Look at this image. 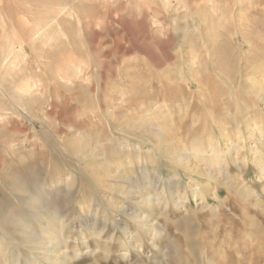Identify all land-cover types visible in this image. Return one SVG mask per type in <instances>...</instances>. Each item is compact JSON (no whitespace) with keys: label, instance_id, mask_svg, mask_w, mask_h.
Returning <instances> with one entry per match:
<instances>
[{"label":"rangeland","instance_id":"374dc122","mask_svg":"<svg viewBox=\"0 0 264 264\" xmlns=\"http://www.w3.org/2000/svg\"><path fill=\"white\" fill-rule=\"evenodd\" d=\"M0 52V264H264V0H0Z\"/></svg>","mask_w":264,"mask_h":264},{"label":"bare ground","instance_id":"6f19581e","mask_svg":"<svg viewBox=\"0 0 264 264\" xmlns=\"http://www.w3.org/2000/svg\"><path fill=\"white\" fill-rule=\"evenodd\" d=\"M62 1V0H61ZM61 3V2H60ZM45 4V3H44ZM56 5V4H55ZM59 5H61V4H59ZM62 6V5H61ZM50 8V7H49ZM5 12H6V10H5ZM42 15V14H41ZM1 53V52H0ZM0 57H1V55H0ZM2 59V58H1ZM7 64V63H6ZM1 65H4L3 64V61H2V64ZM1 67V66H0ZM263 73H264V70L262 71ZM258 73H260V72H258ZM264 77V76H263ZM260 79L259 78H257V77H253L252 79H251V82H252V84L253 85H257V83H258V81H259ZM17 90V89H16ZM15 94V96H16V93H14ZM13 94V95H14ZM11 96V95H10ZM16 98V97H15ZM24 98H25V96H24ZM258 131H259V129L257 128V127H253V128H251L249 131H248V133H247V136L246 137H244L245 135H241V132L239 131V132H237V137H236V140H235V143L233 144H230L228 147H227V151H226V153L227 154H229V153H232L233 152V150H234V147H239L241 144H243L242 142L244 141V140H246L247 138H251V137H254V136H256L257 135V133H258ZM213 142L211 141V144H212ZM229 144V143H228ZM238 150H239V148L236 150V153L235 154H237L238 153ZM192 151L197 155V156H202V155H204V151H202L201 149H200V147H194L193 149H192ZM219 151V150H218ZM217 154L219 155V154H221L220 153V151L219 152H217L216 153V156H217ZM173 156H174V158H175V160L176 161H178L179 163H182V164H184L185 165V163H186V161H184V157H183V155L181 154V153H178V152H176V151H173ZM173 160V159H172ZM236 160H238V158L236 159L235 157H234V161L236 162ZM251 160H252V163H254V164H256V166L257 165H259V164H262V162H264V155L261 153V151L257 148V147H255L254 146V148H253V155H252V158H251ZM246 163H247V160L245 161ZM190 163V162H189ZM211 164H214V165H218V161L217 160H213L212 159V161H211ZM104 166V165H103ZM190 167V166H189ZM220 167H222L221 169H225V167H223V164H221V166ZM97 168V167H96ZM199 168V167H198ZM200 169V168H199ZM106 171V170H105ZM98 174L99 173H103V171L102 170H100V169H98ZM96 173V172H95ZM104 174V173H103ZM102 174V175H103ZM205 174V173H204ZM107 175V174H106ZM109 175V174H108ZM107 175V176H108ZM209 176H212V174L210 173L209 174ZM105 177V176H104ZM109 186H110V184H109ZM196 186H198L197 187V190L195 189L194 191H193V193H195V196L197 197V196H199V194H200V191H199V184H197ZM209 192V191H208ZM209 194H211L210 192H209ZM212 195V194H211ZM214 195V194H213ZM204 196V195H203ZM214 197L215 198H217V195H216V193H215V195H214ZM219 198V197H218ZM138 201V200H137ZM141 203H147V204H150V203H152V197H150V196H147V197H145L144 196V199L141 201ZM137 217V216H136ZM138 219V218H137ZM142 222V221H141ZM43 224V223H42ZM25 230V229H24ZM49 230V231H48ZM42 231H44L47 235V238L46 237H42V240H41V242H42V244H45V246H44V248H43V250H44V253H45V256H44V258L48 261H52L51 259H50V256H51V251H52V249L54 248L53 247V245H55L54 243H55V241L56 240H59V237L58 236H55V234L50 230V227H49V229H48V226L45 224V226H43L42 227ZM44 234V233H43ZM25 236V235H24ZM33 238V237H32ZM34 239V238H33ZM38 239V238H37ZM35 242H38V240H35ZM62 242V241H61ZM39 244V243H38ZM41 244V243H40ZM56 245H57V243H56ZM129 245H133V242L131 241V239H130V241H129ZM42 247H43V245H42ZM140 247V246H139ZM56 248V247H55ZM135 249H137V248H135ZM43 252V251H42ZM202 253V252H201ZM44 258H43V260H44ZM207 261V260H206ZM210 262V261H209ZM4 264H8L7 263V261L4 263ZM17 264V263H16ZM19 264V263H18ZM32 264H35V263H32ZM38 264V263H37ZM212 264V263H211Z\"/></svg>","mask_w":264,"mask_h":264},{"label":"clouds","instance_id":"9594fccd","mask_svg":"<svg viewBox=\"0 0 264 264\" xmlns=\"http://www.w3.org/2000/svg\"><path fill=\"white\" fill-rule=\"evenodd\" d=\"M10 93H15V86H10V89H9ZM26 147L25 144H20V143H17V142H8V141H5L4 143V153L6 156H12L15 154L16 151L22 149ZM171 162L168 161V160H162L161 161V172H165L167 171V169L169 167H171ZM234 166V165H231L230 164V170H231V167ZM120 221H114V224H117L119 223ZM139 252H143V248H139L138 249ZM70 252V249L67 248L62 242L60 244L59 247H56V248H53L52 251H51V256H50V259L52 260V264H66V259H67V256H68V253ZM88 255L87 252H79V258L80 259H84L85 256ZM131 256H132V253L131 251H121L120 253H118V259L119 260H122L125 262V264H128V262L131 260ZM112 258V253H109L107 254L105 257H104V260H105V264L107 262V260H110ZM92 264H98V261L96 260H93L92 261Z\"/></svg>","mask_w":264,"mask_h":264}]
</instances>
